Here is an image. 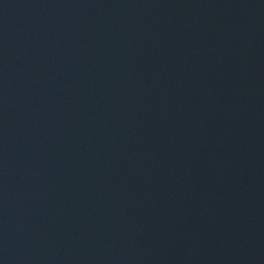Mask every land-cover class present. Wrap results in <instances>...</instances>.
Segmentation results:
<instances>
[{"label": "water", "instance_id": "1", "mask_svg": "<svg viewBox=\"0 0 264 264\" xmlns=\"http://www.w3.org/2000/svg\"><path fill=\"white\" fill-rule=\"evenodd\" d=\"M0 264H264V0H0Z\"/></svg>", "mask_w": 264, "mask_h": 264}]
</instances>
